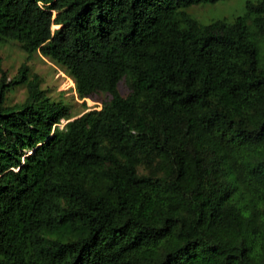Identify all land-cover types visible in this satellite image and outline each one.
<instances>
[{
	"label": "trees",
	"instance_id": "16d2710c",
	"mask_svg": "<svg viewBox=\"0 0 264 264\" xmlns=\"http://www.w3.org/2000/svg\"><path fill=\"white\" fill-rule=\"evenodd\" d=\"M215 1L0 0V42L105 95L0 67V264H264V0L184 9Z\"/></svg>",
	"mask_w": 264,
	"mask_h": 264
},
{
	"label": "rangeland",
	"instance_id": "374dc122",
	"mask_svg": "<svg viewBox=\"0 0 264 264\" xmlns=\"http://www.w3.org/2000/svg\"><path fill=\"white\" fill-rule=\"evenodd\" d=\"M244 1L217 0L213 3L189 4L184 9L199 21L208 22L213 18H230L241 13ZM51 27H55V25ZM21 61H25L29 70L40 76V86L45 89L46 94L52 99L63 100L72 115L92 107L98 108L101 101L105 98V95L102 93L82 98L77 97L71 79L64 74L58 65L53 64L39 53L25 58V53L21 52L14 42L9 40L0 42V67L4 69L7 77L15 74ZM117 89L121 94L127 91L123 80L117 82ZM24 96V85L16 84L5 90L3 100L6 104L19 103L23 100ZM138 167L140 168L141 166ZM62 204H64V200L61 201Z\"/></svg>",
	"mask_w": 264,
	"mask_h": 264
}]
</instances>
